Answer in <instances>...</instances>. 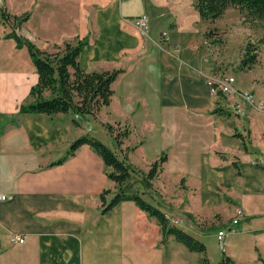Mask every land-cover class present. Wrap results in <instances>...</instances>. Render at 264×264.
Wrapping results in <instances>:
<instances>
[{"label":"crops","instance_id":"0c3cea01","mask_svg":"<svg viewBox=\"0 0 264 264\" xmlns=\"http://www.w3.org/2000/svg\"><path fill=\"white\" fill-rule=\"evenodd\" d=\"M4 12L0 264H204L203 253L164 239L158 220L133 200L102 212L100 195L111 189L113 197L116 184L89 144L52 165L74 140L95 136L94 126L106 130L115 149L107 123L129 128L121 148L134 147L131 164L149 169L166 155L153 191L143 196L205 243L208 264H264V165L252 163L264 156V111L245 103L248 113L239 115L223 95L211 94L207 80L220 67L205 55L221 40L212 28L218 19H202L195 0H4ZM141 14L149 18L148 34L135 23ZM251 22L264 31L262 22ZM13 30L49 52L82 40V69H121L110 104L96 118L20 112L39 75L26 47L7 37ZM237 73V88L264 99V42L258 61L243 68L241 59ZM237 208L244 215L223 253L217 232ZM14 235L24 241H11Z\"/></svg>","mask_w":264,"mask_h":264},{"label":"trees","instance_id":"16d2710c","mask_svg":"<svg viewBox=\"0 0 264 264\" xmlns=\"http://www.w3.org/2000/svg\"><path fill=\"white\" fill-rule=\"evenodd\" d=\"M195 6L202 19L215 21L222 17L229 7H237L249 21H260L264 26V0H195ZM4 16L7 17L6 14ZM27 16L21 17L25 20ZM26 39L34 65L39 75V80L29 93L28 98L20 107V112H43L49 116L58 113L72 112L80 116L96 118L103 106L109 105L114 93L113 82L118 77L121 69L86 71L78 62V56L85 42H66L63 49L49 52L39 48L29 38ZM18 38V39H19ZM264 42L260 38L257 43L249 41L242 57L243 68H251L258 61L259 46ZM73 68V71L70 70ZM49 91L50 94H46ZM120 127V124L117 123ZM106 128L113 138L115 149L93 135H83L74 140L66 155L52 165L63 163L73 156L80 145L89 144L98 153L106 167L110 180L115 182L113 197L107 198L112 192L105 189L100 197L102 199V212H107L115 205L125 200H133L140 208L155 217L162 227L164 239L173 236L184 243L190 250L203 253L202 262L208 264L206 245L194 235L172 224L165 212L144 198V194L153 191V180L160 174L166 155L154 161L150 168L139 170L128 161V154L121 156L124 139L130 134L129 128L115 132L112 124L107 123ZM139 172L141 179H134V173Z\"/></svg>","mask_w":264,"mask_h":264},{"label":"rangeland","instance_id":"374dc122","mask_svg":"<svg viewBox=\"0 0 264 264\" xmlns=\"http://www.w3.org/2000/svg\"><path fill=\"white\" fill-rule=\"evenodd\" d=\"M251 21L247 20L245 16L244 17L239 16V12L237 8H235V9H231L229 14L225 18L218 19L217 24H215V27H212V28H216L215 29V32L217 31L216 35H220L219 38L221 40H217L216 42L214 41L215 43H213V45L210 46L209 49H207L208 52L205 55V57H207L209 60L212 59L211 63L214 62V65L216 67H220L217 69V70H220L218 72L220 74H216L217 76L224 75V74H231V75L237 76L238 75L237 71H239L241 59L245 53L246 44L249 41L257 43V41L259 40V38H256V37H248L249 36L248 34L252 33L253 36L257 34H260L259 36H261L262 34H264L262 27L261 26L257 27L255 25H252ZM19 33L23 35V33H26V31L25 32L19 31ZM7 37L14 40L18 48L25 46L26 49L29 51V46L26 42V39L22 37L20 38L16 37L14 30L11 31L7 35ZM209 62L210 61H208V63ZM239 75H240V72H239ZM90 125L92 127L94 126L93 123H90ZM113 127L116 133L123 131V129H125L124 125L119 127L118 124L116 125L114 124ZM91 134H94L95 136H97V138L101 139L106 144L111 142L106 130L100 126L98 127L94 126V129ZM153 143H154L153 140H151L150 148L153 147ZM132 149H134V147L124 145L123 152H121V156H123L125 153L129 154V152ZM171 150H172V147H167L166 151L169 153L171 152ZM134 166L138 168L139 170H145V171L148 170V169H143L136 165ZM138 173L137 172L134 173V179H137L139 182L141 179V175ZM11 241H12V238H11Z\"/></svg>","mask_w":264,"mask_h":264},{"label":"built area","instance_id":"2783aa9c","mask_svg":"<svg viewBox=\"0 0 264 264\" xmlns=\"http://www.w3.org/2000/svg\"><path fill=\"white\" fill-rule=\"evenodd\" d=\"M4 12V0H0V18L2 17ZM136 25L140 28L143 34H148L150 30V22L147 14H141L136 20ZM163 36L165 39H169V35L167 32H163ZM211 94L214 97H219V95H223L231 104L235 112L239 115H243L248 113V109L245 103L257 110L264 111V99H259L256 95L248 90H242L235 86L236 77L231 74H224L219 76L211 75L207 80ZM254 164H263L264 165V156H260L254 160H252ZM3 199L6 198L4 194L1 195ZM244 215V211L242 208H237L236 213L230 224L222 229H219L217 232L218 244L223 253H226L227 250V237L231 233H235L237 231V224L239 220ZM172 224H177L180 220L177 218L168 217ZM12 241H24V237L20 235H14L12 237Z\"/></svg>","mask_w":264,"mask_h":264}]
</instances>
